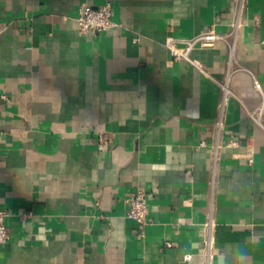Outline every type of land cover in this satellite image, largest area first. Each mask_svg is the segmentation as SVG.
<instances>
[{
    "label": "crops",
    "instance_id": "1",
    "mask_svg": "<svg viewBox=\"0 0 264 264\" xmlns=\"http://www.w3.org/2000/svg\"><path fill=\"white\" fill-rule=\"evenodd\" d=\"M107 2L114 27L82 35L81 5ZM236 7L0 0V264H264V131L250 117L264 109V0L246 1L233 53L168 48L227 33ZM137 189L144 237L127 218Z\"/></svg>",
    "mask_w": 264,
    "mask_h": 264
},
{
    "label": "built area",
    "instance_id": "2",
    "mask_svg": "<svg viewBox=\"0 0 264 264\" xmlns=\"http://www.w3.org/2000/svg\"><path fill=\"white\" fill-rule=\"evenodd\" d=\"M246 1L247 0H237L234 18L227 33L219 34L214 30L201 33L197 37L187 41L184 48H180L174 42H170L168 44V48L173 59L175 61H188L190 60V54L193 50L212 49L215 48L219 42L229 43L231 52L233 53L239 32L245 25ZM113 16L114 12L111 2H107L98 8L91 7L87 4H82L76 19L78 30L82 35L101 34L114 27ZM5 31L6 27L0 21V37L5 33ZM230 79L231 74H228L226 81L221 83L222 97L218 106L219 116L216 122V131L218 136V142L215 145L216 158L218 150L221 147L219 139L225 125L224 119L226 114L227 100L231 94L229 86ZM250 117L253 119L255 124L264 131V109L258 108L255 112L250 114ZM99 140L104 144L108 143V139L103 135H99ZM239 145L240 142L235 140H232L227 144V146L234 148L239 147ZM247 158L249 164H253L252 156L250 155ZM127 202L129 204L127 218L137 224L139 227L140 237H144L145 228L149 223L147 194L144 190L137 189L130 195ZM7 217L8 212L5 210H0V245L7 244L10 239L9 231L6 226Z\"/></svg>",
    "mask_w": 264,
    "mask_h": 264
}]
</instances>
